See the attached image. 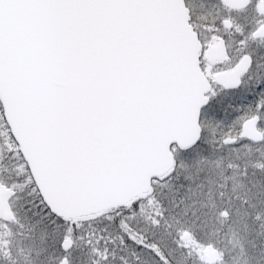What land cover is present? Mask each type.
I'll list each match as a JSON object with an SVG mask.
<instances>
[{
    "label": "snow or ice",
    "instance_id": "snow-or-ice-1",
    "mask_svg": "<svg viewBox=\"0 0 264 264\" xmlns=\"http://www.w3.org/2000/svg\"><path fill=\"white\" fill-rule=\"evenodd\" d=\"M0 264H264V0H0Z\"/></svg>",
    "mask_w": 264,
    "mask_h": 264
}]
</instances>
